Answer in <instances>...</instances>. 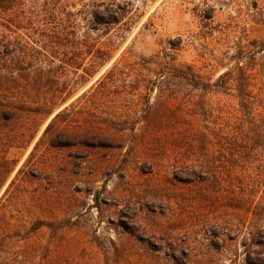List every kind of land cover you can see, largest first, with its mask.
<instances>
[{
  "label": "rangeland",
  "instance_id": "1",
  "mask_svg": "<svg viewBox=\"0 0 264 264\" xmlns=\"http://www.w3.org/2000/svg\"><path fill=\"white\" fill-rule=\"evenodd\" d=\"M70 1L80 9L92 0ZM128 1V25L89 32L93 48L111 52L104 66L91 72L90 56L77 68L70 57L38 54V72L26 79L38 86L21 95L32 106L48 99L52 112L19 111L5 125L13 170L0 197L14 184L1 208L3 255L10 264H263L255 239L264 228V175L254 187L249 176L264 168V154L200 148L181 102L169 101L176 90L100 81L129 49L151 56L183 36L177 63L213 82L235 64L240 44L258 40L264 56V0ZM205 1L216 7L208 35L195 11ZM226 91L206 96L213 106L234 103ZM206 120L198 126L216 142V124ZM36 219L56 225L27 233Z\"/></svg>",
  "mask_w": 264,
  "mask_h": 264
},
{
  "label": "trees",
  "instance_id": "2",
  "mask_svg": "<svg viewBox=\"0 0 264 264\" xmlns=\"http://www.w3.org/2000/svg\"><path fill=\"white\" fill-rule=\"evenodd\" d=\"M215 10V5L206 1L203 5L196 4L195 11L202 21L203 35L214 30ZM132 11L128 0H92L80 9H76L70 0H42L39 5L38 0H31V4L28 0H0V191L13 170L12 162L5 154L10 141L6 123L17 119L19 111H38L41 107H48V99L45 104L32 106L21 95L24 89L30 90L32 83L38 86V80H26L32 73L38 72V54L44 57H70L73 61L70 65L77 68L82 66V60L90 56L93 58L90 64L93 72L111 60V52L100 46L93 48L89 32L100 31L104 27L110 33L114 25L126 26ZM82 17L89 28L83 36ZM38 24L42 28L39 46ZM24 27L30 28L31 32H20L19 29ZM183 41V36L171 38L168 40L170 46L151 56H137L129 49L100 83L124 77L125 86L142 84L160 90H176L169 101L181 102V115L192 125L191 138L200 143V148L215 147L222 152L234 149L237 154L245 150L259 159L258 156L264 154V56L257 57L255 51L259 41L250 40L246 45L240 44L235 64L213 82L193 64L177 63L174 51L180 48ZM259 48L264 52V40ZM230 88L234 91L230 93L234 103L227 104L219 100L213 106L206 96L211 92L228 93L226 89ZM178 90H186L187 93L180 98ZM197 91L202 92L201 100ZM44 110L48 114L52 112L49 108ZM202 117L208 119L206 122L216 124L215 131L220 133L216 142L198 126ZM50 127L51 124L46 131ZM106 139L103 137L97 140L98 145H105L101 143ZM57 145H69V142H57ZM254 170L256 172L250 171L249 176L252 187L264 175L263 167ZM12 184L14 181L0 197V231L4 229L1 208ZM44 225L54 227L56 223L33 220L27 233L37 232ZM260 230L261 240L255 239V242L264 245V228ZM4 245L5 240L0 238V264H10L3 255ZM252 264L258 263L255 261Z\"/></svg>",
  "mask_w": 264,
  "mask_h": 264
}]
</instances>
